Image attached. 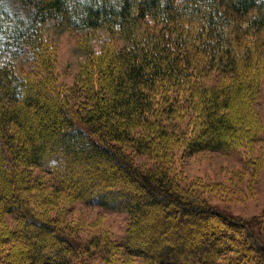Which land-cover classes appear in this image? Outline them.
Here are the masks:
<instances>
[{
  "label": "trees",
  "instance_id": "obj_1",
  "mask_svg": "<svg viewBox=\"0 0 264 264\" xmlns=\"http://www.w3.org/2000/svg\"><path fill=\"white\" fill-rule=\"evenodd\" d=\"M50 22L84 34L70 86ZM99 29L109 36L98 47ZM263 77L264 0H0V204L14 222L0 240L19 243L22 264H73L86 249L18 194L40 170L57 193L126 213L118 244L130 257L264 264V215L179 192L163 159L180 142L226 151L245 127L258 138L249 109ZM189 109L199 128L186 138L175 122ZM133 150L160 157L162 170L139 166Z\"/></svg>",
  "mask_w": 264,
  "mask_h": 264
},
{
  "label": "rangeland",
  "instance_id": "obj_2",
  "mask_svg": "<svg viewBox=\"0 0 264 264\" xmlns=\"http://www.w3.org/2000/svg\"><path fill=\"white\" fill-rule=\"evenodd\" d=\"M46 35L56 39L61 80L70 86L80 70L83 56L78 42L84 34L66 27L56 28L50 22L46 24ZM108 36L106 30L99 29L94 31L92 38L99 47ZM24 65L27 66L28 62L25 61ZM215 79L213 77L211 81ZM249 110L259 114L261 131L256 139L250 137L254 129L249 132L250 128L245 127V131L237 132L233 147L226 151L204 150L192 153L187 144L182 142L173 145L172 149L167 148L168 154L163 159L167 160L164 163L168 164L166 168L170 171L176 190L183 194H193L234 214L245 217L264 215V77L260 100ZM179 118L181 120L175 124L189 130L186 138H190L191 132L199 128L197 113L189 109L179 113ZM253 119V116L248 117L251 122ZM130 153L142 168L162 170L160 157L134 150ZM33 177H36L33 187L28 188V192L25 190L18 194L28 199L35 211L58 220L75 238L82 241L86 249L73 264H158L130 257L119 246L118 243H121L127 232L126 213L88 206L70 194L60 190L57 193L52 177L40 170H34ZM12 226L14 222L3 213L0 204V238L8 235ZM152 229L160 231L163 228L158 223ZM14 243L0 240V253L6 257L1 264H22L24 252L19 249L17 241ZM217 264L228 263L225 260Z\"/></svg>",
  "mask_w": 264,
  "mask_h": 264
}]
</instances>
